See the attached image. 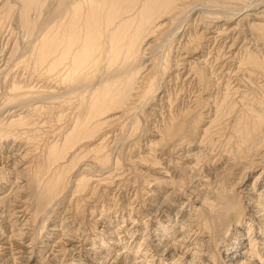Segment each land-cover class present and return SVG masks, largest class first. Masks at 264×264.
I'll list each match as a JSON object with an SVG mask.
<instances>
[{
    "label": "bare ground",
    "instance_id": "1",
    "mask_svg": "<svg viewBox=\"0 0 264 264\" xmlns=\"http://www.w3.org/2000/svg\"><path fill=\"white\" fill-rule=\"evenodd\" d=\"M0 39V165L5 166L9 173L19 170V174L18 171L16 173L18 176L13 177L11 183L20 180L19 193L30 188V182L28 183L29 180L27 181L28 178L24 174L30 167L27 160L31 156L30 149L33 155V151H37L40 145L37 146L38 141L35 140L36 128L33 125L36 123L33 124L31 120H35L40 111L47 112V115L48 112L54 114V122H58L61 115L71 114L69 119H65L67 123L64 129H61L62 132L53 136L57 139L44 145L48 160L51 164H57L55 165L58 172L54 171L55 175L45 179L39 169L33 170L34 187L39 191L34 208L25 203V198L20 196L22 193L18 195L17 190L13 193L8 190L0 195L1 207L9 196H15L13 201L16 206L13 207L20 214L18 217L21 226L17 233L13 228L7 232L0 230V246L4 245L3 248L12 250L4 262L127 264L130 261V253L127 251L130 249L120 250V238L112 235L118 232L119 227L113 228L108 218L104 219L101 215L95 220H99L101 232L105 231L109 236L108 240H105L108 246L106 250L102 248L105 243L99 245L100 248L84 247L80 239L72 232L66 233L67 230H62L63 235L57 237L56 234L63 229L61 224V228L56 224L50 226L51 234L47 233L40 244L38 238L33 235L35 225H38V221H44L49 207L59 196L62 181L65 185L67 179L71 180L67 173L66 161L63 160L74 159L83 142H87L88 146L95 141L96 144H92L91 148L88 146L93 152L89 151L92 153L91 161L102 167V171L105 169L93 179L96 181L93 186H98V183L107 181L110 174L118 173V162L121 160L118 146L127 135L142 128L139 121L140 109L149 105L151 109L146 111L152 121L147 129V141L143 144H147L145 150L148 153H153L154 145L171 144L177 140L178 132L173 128L176 112L170 108L175 93L174 83L176 86V82L182 81L179 90L191 89L195 84H203L205 87L215 72L213 69L217 63L219 65L217 64L216 70L219 72L230 63L229 68H232L234 73L245 72L250 76L252 72L259 70L264 74V0H0ZM255 74L257 73H254V77ZM242 79L240 76L241 83L244 82ZM225 83L223 101L228 96L236 97L237 92L247 91L238 88L233 90L228 80ZM190 92L193 93L191 90ZM196 94L190 95L189 99H196ZM242 96L245 97L244 94ZM208 98L209 96L205 97L206 101ZM153 100L157 106H151ZM231 100L233 102V99ZM164 101L169 107L165 118L162 117V110H165ZM261 102H264V99ZM259 108L260 112L246 114L237 122V131L242 138H249L254 130L264 125V105ZM191 113L190 107L181 112L185 117ZM213 121L211 120V123ZM54 122H50L51 126L48 124L52 129L55 128ZM115 123H118L117 127L109 130V134L112 133L109 143H112V152L117 155L114 156L113 163L111 162L113 166L109 172L107 168L110 167L112 152L105 149L108 133L100 132L104 129V124L110 126ZM158 123L163 126L159 127ZM5 139L12 141L10 146L13 149L9 148L8 152L4 153L2 148L7 146ZM16 147L18 150H14ZM185 151L182 153L183 157L190 158L200 150ZM86 154L90 155L88 152ZM192 167L193 165H184L186 169L192 170ZM87 173L76 176L73 194L84 191L91 185L92 179ZM195 178L201 180V183L191 190L197 195V189H205L204 182L207 178ZM258 188L253 184L249 190L255 192L254 199L258 200L255 203V216L260 225L264 226V204L259 202L264 201V187L257 191ZM205 192H199L197 196ZM159 199L155 211L168 200L167 197ZM204 199L205 196L203 199L192 198L194 204L187 210L183 207L189 201H184L185 205L164 212L155 221L156 230L152 245L157 251H168L174 262L165 264H195L200 255L199 250H194L196 242L190 244L185 241L178 251L173 248L175 242L188 239V231L196 219L198 220ZM6 210V207L3 210L1 208L0 216L4 212L7 213ZM227 217L230 221H235L233 214H228ZM129 222L126 225L127 230L139 234L146 226V220L140 217ZM247 224L251 225L249 222ZM249 234L250 229L240 230L239 240L225 249L226 257L232 262L237 260L234 264L240 261V256H243L241 263L243 261L245 264H264V254L260 257L255 254L257 252L254 249V244L264 245V231L261 236L255 238H250ZM206 237L209 238L210 233ZM206 240L205 238L203 242ZM139 248L134 252L135 257L131 258L135 263L139 261ZM260 253L259 250L258 254ZM67 255L71 257H66ZM18 258L20 260L17 262ZM45 259L47 262H43ZM178 259L184 261L180 262ZM232 262L230 264H233Z\"/></svg>",
    "mask_w": 264,
    "mask_h": 264
},
{
    "label": "rangeland",
    "instance_id": "2",
    "mask_svg": "<svg viewBox=\"0 0 264 264\" xmlns=\"http://www.w3.org/2000/svg\"><path fill=\"white\" fill-rule=\"evenodd\" d=\"M5 33L6 32H4V34ZM217 64L213 69L215 72L211 75V77L209 76L210 78L208 85L205 87L203 84H195L194 87H191V89L185 88L184 90H179L178 88L181 86L182 81L176 82V86H174L175 83L173 84V87H175V93H173V101L170 103V108L173 110V112H176V118L174 120L175 125L173 128L178 132V135L175 142H172L171 144L160 143L154 145L153 147L155 149H152L153 153H148L145 150V146L147 144H143L147 141L145 137L148 135L147 129L150 125L149 123L152 121L150 116L146 115V111L151 110L149 105L139 110V121L140 124H142V128H138L136 131L131 133L132 136H130L131 134L127 135L125 138L126 140L123 139L119 144L118 149H120L119 155L121 160L118 162V173L110 174V177L108 176L109 179L107 181H102L97 184L98 186H93L96 183V181L93 179L97 177V174H100V172L103 173L105 170L104 169L102 171V167L100 168L96 162L91 161L90 156H92L93 152L90 150V148L92 144H96L95 141L88 145L90 148H88L87 142H83L81 144L82 146H80V149H77L78 154L74 159H71V161L69 159H67L68 161L66 159L63 160L64 162L66 161L65 165H67V173L71 180L69 181V179H67L65 185L62 181L59 187V196H57L55 199V203L49 207V211L47 212L46 218L43 221L44 224L42 221L40 223L38 221V225H35L33 235L38 238L39 244L47 233L51 234L49 230L50 226L56 224L58 227H60L61 224L63 229L59 231L60 234H56L57 237L63 235L61 232L62 230L63 232H66L67 230L66 233H74L75 236L80 239L79 241L84 247L94 246L100 248L99 245L105 243L104 247L102 248L106 250L108 246L106 245L105 240H108L109 236H107L105 231L101 232L100 222L99 220H95L101 215L104 217V219L108 218V221L111 225H113V228L119 227L118 232L112 235H115V238L117 236L120 238V242L122 243H120V247H122L120 250L127 251L130 249V251H127L130 253V261L127 264L171 263L173 261L168 251H157L152 245V239L154 238V233L156 230L155 221L159 219V217L163 215L164 212L167 213L172 211V208L174 207H181L188 201V204H186L183 209H189L194 204V200H192V198L195 199L196 197H200V199H203L204 196L205 201L203 204V209L200 211L198 220L196 219L194 225L188 231V239L185 240V238L183 242H175V247L173 248L175 251H178L185 241L186 243L190 244H193L191 242H196L194 250H199L200 255H198V259L196 260L195 264H201L202 262L205 264H207V262L208 264H230L232 261L226 257L227 255L225 249L233 246L235 244L234 241L239 240L238 233L240 230L245 231L246 229H250V238L251 236L255 238L258 235H262L261 232L264 231V226L260 225L258 218L255 216L257 215V207L255 206V203H257L258 200L254 199L255 192L249 190V187L251 188L254 184L256 188L259 187L257 191L264 187V125L254 130L249 138H242V136L237 131V122L246 114L261 111L259 107L264 105V102H261V100L264 99V74L259 70L252 72L250 76H248V74L245 72H242L243 74L241 72L234 73L232 68L231 70L229 68L231 67L229 66L231 65L230 63H228L227 67L223 68V71L219 72V70H216L219 65ZM254 73H257L255 74V77ZM239 75L243 77L242 81L244 80V82L241 83ZM226 80L229 81L230 87L233 90L238 88L239 90L243 89L247 91H242L241 93L237 92L235 94L236 97L234 96L235 99L233 96H228L223 101V87L226 84ZM248 83H251L252 85ZM260 86L262 87L260 88ZM203 87L205 89H203ZM175 90L178 93L177 97ZM190 90L193 91L194 95L198 92V90L202 94L198 92V94H196L198 95L196 99H192L193 97L189 99L191 97L190 95L193 94L190 92ZM241 94H244L245 97H243ZM208 96V101H206L207 99H205V97ZM179 98L180 101H178ZM231 99H233V102H231ZM165 102L166 101H164L163 104L165 106V110H162L163 118L167 117L169 109ZM151 104V106H153V104L157 106L154 100L151 102ZM189 107L192 113L190 116H183L181 112L185 111ZM40 112L36 114L37 117L34 115L35 120H31L32 123H36V126H33L36 128L35 140L38 141V143L36 141L35 142L37 146L39 144L40 145L37 147V151H33V155L32 149H30L31 156H29L27 160L30 167L28 168L29 170L24 173L28 178L27 179L25 177L27 181L29 180L28 183L30 182V188L19 193L20 180H17L19 183L16 181V183L11 184L14 180L13 177L18 176L17 174H19V170L16 169L13 173H9L6 171L5 166L0 165V195L5 194L8 190H11L12 193L16 192L17 190V194L20 195L22 193L20 196L25 198V203L32 209L34 208L35 202L39 197V191L36 189V187H34L35 185L33 183V170L39 169V171H41L40 173L42 177L45 179L55 175L54 171L55 173L58 172L56 168L57 164H51V162L48 160L44 145L49 143V141L51 142L57 139L53 138V136L55 137L58 135V133H60L61 129H64L65 123H67L65 119H69V116L71 115H61V119L58 120V122H54L52 119L54 114L48 112L47 115V112ZM152 117L159 119L157 116ZM46 118L48 119L47 122ZM211 120L214 121L211 123ZM52 121L55 125V128L53 127L54 129L50 127L53 123ZM118 123H115L116 126L114 124L110 126L104 124V131L102 130V132H100L102 134L105 132L108 133L107 137L109 139L106 137L105 140L107 146H105V149L108 152H110L109 150L112 152V143H109L110 139L112 138V133H109L117 127ZM37 124L39 128L37 127ZM48 124L50 126H48ZM158 124L159 127L163 126L160 125V123ZM42 125L43 127H41ZM42 129H44V132ZM241 129L243 128L241 127ZM100 135L101 134H98V136ZM42 136L44 138H42ZM4 143L7 144V146L2 148V152L5 153L8 152L9 148H11L10 145L12 141L5 139ZM108 145L110 148H108ZM11 149H13V147ZM187 149L190 152L200 150V153L196 152L190 158H184L182 153L186 152L185 150ZM14 150H18L17 147ZM86 152H88L90 155H87ZM115 155H117V153L114 152H112L110 155V167H106L109 172L111 170L110 168L113 166L111 162L113 163V158ZM69 161L70 163H67ZM155 162L157 163L155 164ZM185 164L193 165V169L191 170L184 168ZM88 171L91 172L89 173ZM85 172H88V176H90V179H92V182L90 181L91 185H89L88 188L86 187V190L78 191L73 194V189L75 187L74 179L80 173ZM69 173L71 174V177ZM195 176L199 178L204 177V179L207 178L206 182H204L205 189L196 190L197 195L199 192L201 193L206 191L204 194H200L199 196L194 195V193L191 192V190H194L197 184L201 183V180L196 179ZM149 192L153 194L151 195ZM169 192L171 193L169 194ZM160 197H167L168 200L166 199V203L160 207L158 211H155L154 209L158 207ZM13 198H15V196H9L4 204L5 206L3 205V207H1L2 205H0V209L2 208L3 210L5 207L7 209V213L4 212L0 216L1 232H7L10 229H14V232L16 230L17 233L21 227L19 225L20 218L18 217L20 214L14 209L16 205L15 201H13ZM259 202L264 204V201ZM198 205L199 204H196V206ZM228 214L234 215L233 218L235 221L232 219L234 222L229 220L227 217ZM137 217L146 220V222H144L146 226L141 229L143 232H140V234L139 232L128 231L126 227V225L130 223V220L134 221ZM248 222L251 223V225L247 224ZM209 233L211 238L206 237ZM205 238L207 240L203 242ZM93 243L95 244L93 245ZM254 246H256V248L254 247L255 252H257L255 254L263 257L264 245L258 246V244H254ZM3 247L5 246H0V264H6L4 259L9 256V252L12 251L11 248ZM136 248H139V261L135 263L131 258L135 257L134 252ZM259 250L261 251L260 254H258ZM144 252L145 254H143ZM66 257L70 258L71 256L67 255ZM242 257L243 256L239 257L240 261ZM18 260H20V258L17 259V262ZM45 261L47 262V259H45L43 262ZM181 261L183 262L184 260L181 259L180 262ZM236 261L237 260H233L232 263L234 264ZM240 261L238 260L236 264H245V262L242 261L241 263ZM118 264L123 263L118 262Z\"/></svg>",
    "mask_w": 264,
    "mask_h": 264
}]
</instances>
